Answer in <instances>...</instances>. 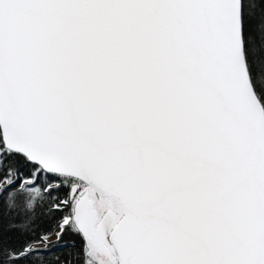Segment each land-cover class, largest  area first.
Listing matches in <instances>:
<instances>
[{"label": "snow or ice", "instance_id": "obj_1", "mask_svg": "<svg viewBox=\"0 0 264 264\" xmlns=\"http://www.w3.org/2000/svg\"><path fill=\"white\" fill-rule=\"evenodd\" d=\"M0 264H264V0H0Z\"/></svg>", "mask_w": 264, "mask_h": 264}, {"label": "rangeland", "instance_id": "obj_2", "mask_svg": "<svg viewBox=\"0 0 264 264\" xmlns=\"http://www.w3.org/2000/svg\"><path fill=\"white\" fill-rule=\"evenodd\" d=\"M52 240H55V236L52 237ZM38 246H42V245H38Z\"/></svg>", "mask_w": 264, "mask_h": 264}, {"label": "trees", "instance_id": "obj_3", "mask_svg": "<svg viewBox=\"0 0 264 264\" xmlns=\"http://www.w3.org/2000/svg\"><path fill=\"white\" fill-rule=\"evenodd\" d=\"M54 241V240H53ZM39 247H42V246H39Z\"/></svg>", "mask_w": 264, "mask_h": 264}]
</instances>
